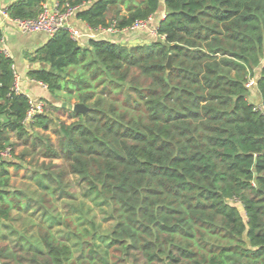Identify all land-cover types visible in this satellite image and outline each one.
Listing matches in <instances>:
<instances>
[{
  "label": "trees",
  "instance_id": "obj_1",
  "mask_svg": "<svg viewBox=\"0 0 264 264\" xmlns=\"http://www.w3.org/2000/svg\"><path fill=\"white\" fill-rule=\"evenodd\" d=\"M55 1L86 4L76 18L92 29L166 14L134 46L56 33L28 56L49 92L29 122L0 49V264H264V0ZM46 2L6 10L33 19ZM71 99L87 113L59 121L56 143L39 135ZM37 144L65 166L35 167L25 191L13 174Z\"/></svg>",
  "mask_w": 264,
  "mask_h": 264
},
{
  "label": "crops",
  "instance_id": "obj_2",
  "mask_svg": "<svg viewBox=\"0 0 264 264\" xmlns=\"http://www.w3.org/2000/svg\"><path fill=\"white\" fill-rule=\"evenodd\" d=\"M19 1L20 0H0V27L3 32L0 49L5 53H8L9 57L13 59L16 75L20 78L22 76V84L19 82V91L27 95L32 101L47 99L49 98L48 90L44 88L40 82H36L28 76V73L31 70L38 69L42 67L43 64L39 62H31L28 56L33 55L39 48L43 47L50 38L44 34H23L16 29L10 20L5 19L2 16V11L8 9L11 5ZM53 2H55V0H48V3ZM165 14L166 10L163 8L155 15L157 23L153 28H145L136 32L134 35L136 37V45L144 44L156 39L157 36L154 34V31L157 28L159 21L165 17ZM71 24L85 34L79 42L83 47H87L89 41L92 39H107L117 43L121 42V44H123L122 37L120 38L119 35L121 34L122 36L126 34L124 32L118 34L94 35V33L88 29L87 24L77 18L72 19Z\"/></svg>",
  "mask_w": 264,
  "mask_h": 264
},
{
  "label": "built area",
  "instance_id": "obj_3",
  "mask_svg": "<svg viewBox=\"0 0 264 264\" xmlns=\"http://www.w3.org/2000/svg\"><path fill=\"white\" fill-rule=\"evenodd\" d=\"M85 6L86 4L72 7L69 4L60 5L57 1L53 3L46 2L43 4L42 10L39 15L33 19H13L9 16L7 10L2 11V16L5 19L10 20L14 24L16 29L23 34H44L49 38H52L59 31L66 30L69 33L70 37L74 41L79 43L82 37L85 36V34L78 30L75 26H73L71 24V20L76 18L77 13ZM152 18H150L146 22H137L131 28L121 31L112 26L108 28L99 27L97 29H92L88 25L87 27L94 33V35L118 34L143 28L150 22V20H152ZM154 34L157 36L156 29L154 31ZM6 55L9 56L8 53H6ZM20 80L21 78L16 75L15 91L17 93H21L19 91ZM41 85L47 89V86L45 84L41 83ZM43 109L44 103L42 100L32 101L26 121L29 122L35 115L43 113ZM3 157L10 158L9 151L3 153Z\"/></svg>",
  "mask_w": 264,
  "mask_h": 264
},
{
  "label": "rangeland",
  "instance_id": "obj_4",
  "mask_svg": "<svg viewBox=\"0 0 264 264\" xmlns=\"http://www.w3.org/2000/svg\"><path fill=\"white\" fill-rule=\"evenodd\" d=\"M156 17L154 16L152 18V20H150V22L143 28H140L138 30H131V31H127L125 32L126 34L122 35L121 34L119 35V37L122 39L123 41V44L124 45H129V46H134L136 45L135 43V34L137 31H141L142 29H145V28H153V26H155V24L157 23L156 21ZM157 39V37H156ZM121 44V42H118ZM22 78V76H21ZM20 84H22V79L20 80ZM248 87L250 89V97H249V100L254 103V105H256L258 108H262L261 106V98L259 96V93L256 89V86H255V79H251L249 84H248ZM70 104L68 107L67 105ZM67 105L64 104V108H67L65 109L64 111H56L54 116H53V120L52 122L50 123V127L48 130H41V129H36V131L39 133V135H41L43 138L45 139H50L53 143H56L57 141V136L55 135L54 133V130L56 129L57 125L59 124V121L60 122H66V123H72V120L68 118V114L70 115V112L73 108V106L76 104L75 102V99H71L69 101ZM30 147H32V145H30ZM35 149H33L35 155L31 158H28L27 161H31V164L32 166H24V169L22 170H19V171H16L15 174H13V178H12V183L14 186H16L17 188H21V189H24L25 191H33L35 189V182L29 177V175H31L30 171H33L34 168H38L39 166H41L43 163H46V164H52V170H58L60 169L61 167L65 166V163L64 161L61 159H49V158H44L42 155H41V150H42V146L40 144H37L35 147H33ZM32 149V148H31ZM23 150V146H19L17 147V153H20L21 151ZM12 171H14L12 169ZM15 172V171H14ZM70 183L73 184L75 187L72 189L71 188V193H74L75 195L77 196H80V193L82 191V186H81V182L78 181L77 178H74V177H70ZM70 197H72V195H70ZM59 208L60 210L64 211L63 209L66 208L64 204H60L59 205ZM98 217H101L100 214H98ZM39 220V218H37ZM107 225V224H105Z\"/></svg>",
  "mask_w": 264,
  "mask_h": 264
},
{
  "label": "water",
  "instance_id": "obj_5",
  "mask_svg": "<svg viewBox=\"0 0 264 264\" xmlns=\"http://www.w3.org/2000/svg\"><path fill=\"white\" fill-rule=\"evenodd\" d=\"M167 69L169 71L172 69V64H171V59L170 58H169L168 63H167ZM72 109H73L74 112L80 113V114H83V115H85L87 113V111H88V108L83 103H76L73 106Z\"/></svg>",
  "mask_w": 264,
  "mask_h": 264
}]
</instances>
